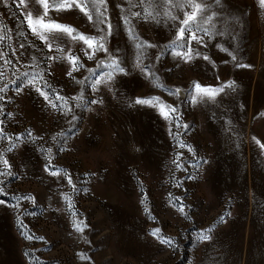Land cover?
Masks as SVG:
<instances>
[{
    "label": "rangeland",
    "instance_id": "1",
    "mask_svg": "<svg viewBox=\"0 0 264 264\" xmlns=\"http://www.w3.org/2000/svg\"><path fill=\"white\" fill-rule=\"evenodd\" d=\"M64 2L0 0V264H264L261 0Z\"/></svg>",
    "mask_w": 264,
    "mask_h": 264
},
{
    "label": "snow or ice",
    "instance_id": "2",
    "mask_svg": "<svg viewBox=\"0 0 264 264\" xmlns=\"http://www.w3.org/2000/svg\"><path fill=\"white\" fill-rule=\"evenodd\" d=\"M101 2H102V0H101ZM17 3H18L19 6H23L25 4V0H17ZM37 3L42 4V6L44 8L42 16L39 19H36L35 21H33V17H32L31 12L26 14L29 27L31 28L32 32L35 35H37L40 39H46V37L42 35L41 30L48 31V32H51V31H54V30H58V31L66 32L69 36H72L73 29L71 27L62 26V25L54 24V23H45V22H43V17L47 16L48 15V11H49L48 0H37ZM74 3H75L76 7L80 8L81 12H84V14L88 16V19L90 21L93 19L92 14L89 13L86 10L87 6L85 4L80 3L79 0H65V2L63 4H60L58 6V8H60V9L70 8V7L73 6ZM217 3H219V0H217ZM261 4L264 5V0H261ZM172 7H190L191 8L190 12H185L184 19L181 22L182 26L179 28V34L177 36V39L178 40L183 39L186 32H192L193 35H192L191 38L193 40H197L195 32L199 31L200 28L198 26L197 28L193 29L191 27V25L196 22L198 16H201V20L203 22H205V23L211 20L210 16L205 18V17H203L201 15L205 11V9L202 6V3L200 2V0H184V3L182 5L181 4H173ZM95 10H96V13H97L96 23L97 24H104L106 22V18H101V17H104V13L101 12L98 7ZM166 14L171 15V12L169 11ZM136 15H140V13H136ZM149 15H150V13H149ZM173 19H175V17H173ZM36 25L40 26L39 29L36 27ZM98 30L99 31H103L102 29H98ZM108 30H109V34H110L111 25H108ZM130 32H131V29H130ZM72 38L84 41L89 48H94L95 50H105L106 51L105 45H104V42H103L104 41V36L103 35L100 36L99 38H96V37H85L83 35H79L78 37H72ZM0 39H3V38L0 37ZM197 42H200V41L197 40ZM137 47L139 48V47H142V46L141 45H137ZM177 47H181L182 48L183 45H177ZM49 48L51 50V45H49ZM223 50L227 51V49H223ZM191 54H192L191 53V49H189V51L186 52V53H177V55H181L182 58H185L186 60L191 58ZM197 54H199V53H197ZM205 59H207V57H205ZM233 59H235V57H233ZM138 61H139V57H138ZM71 62L73 64V67L75 68L77 66L76 58L72 57L71 58ZM112 66H113L114 71H122V69L119 68V65L117 64V62L115 60L112 61ZM241 66H243V65H241ZM111 77H112V73H109L108 74V78L111 79ZM99 82L100 81H97V83H99ZM29 83H31V81H29ZM197 88L199 89V86H197ZM39 90L40 89H38V91ZM199 90L201 92L205 91L204 89H199ZM0 92H3L2 88H0ZM41 94H43V93H41ZM208 94L212 95V93H208ZM2 98L3 97L0 96V99H2ZM136 103L137 104L147 103V101L137 100ZM161 111L162 112L164 111L163 108L161 109ZM170 111H175V109H170ZM69 182H71V181H69ZM4 202L5 201H0V203H4ZM182 210L183 209L181 208V211ZM77 230L78 231H82L83 229L77 226ZM210 231L211 230H208V232H202L200 234V239L201 240L209 239L210 238L209 237ZM152 234L156 235L155 232L152 233ZM160 239H161L162 243L168 244L169 246H171L173 244V242L171 240H166V239H163V238H160Z\"/></svg>",
    "mask_w": 264,
    "mask_h": 264
}]
</instances>
